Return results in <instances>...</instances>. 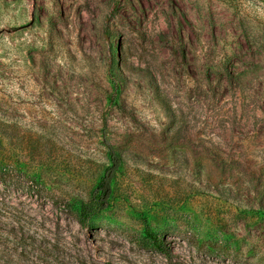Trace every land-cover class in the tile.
<instances>
[{"label":"rangeland","instance_id":"1","mask_svg":"<svg viewBox=\"0 0 264 264\" xmlns=\"http://www.w3.org/2000/svg\"><path fill=\"white\" fill-rule=\"evenodd\" d=\"M0 264H264V0H0Z\"/></svg>","mask_w":264,"mask_h":264},{"label":"trees","instance_id":"2","mask_svg":"<svg viewBox=\"0 0 264 264\" xmlns=\"http://www.w3.org/2000/svg\"><path fill=\"white\" fill-rule=\"evenodd\" d=\"M102 145L107 150L109 165L103 171L102 176L91 191L89 198L87 200L77 201L76 221L81 227H85L91 218L107 210L112 198L113 183L116 174L123 164L121 156L107 138H102ZM144 234L148 243L156 251L165 253L164 243L151 232L147 223H145Z\"/></svg>","mask_w":264,"mask_h":264}]
</instances>
